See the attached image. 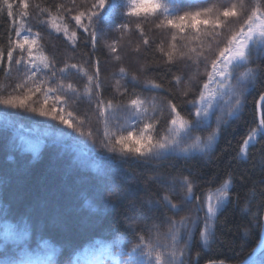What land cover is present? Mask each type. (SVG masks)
<instances>
[{"label":"trees","instance_id":"obj_1","mask_svg":"<svg viewBox=\"0 0 264 264\" xmlns=\"http://www.w3.org/2000/svg\"><path fill=\"white\" fill-rule=\"evenodd\" d=\"M114 2L117 6L108 13L111 19L97 21L98 38L93 49L90 38L86 39L79 30V38L73 46L62 31L58 33L49 26L48 13L41 12L42 8H47L55 15L56 6L63 5L64 8H71L74 14L76 6L80 9L86 6L85 0H76V6H73L72 0H27L29 15L23 20L19 16L22 10L13 0L16 23L25 22L33 34L39 33V43L57 69L63 67L65 62L76 63L93 74V63L98 61L101 95L105 100L111 98L115 102L126 99V96L117 95L114 90L116 80L120 79L121 92H135L149 100V116L153 115L151 98L155 97L157 104H166L168 99H173L181 114L194 121L195 109L187 101L195 98L201 83L206 79L204 61L197 67L191 60L181 59L177 55L174 63H167V57L158 50V46L163 43L167 50L172 30L155 28L159 17L140 20L125 17V0ZM161 2L177 14H182L212 5L228 6L234 0ZM244 3L249 8L252 6V0H244ZM125 20L130 21V30H117L116 26ZM65 22L69 23L70 29L75 28V21L71 20L70 14L65 13ZM136 23L142 25L144 35L149 40L148 45L143 44V37L135 28ZM9 36L15 39L13 21L5 10L0 13V49L5 51V65ZM114 41L117 52L111 53L107 45ZM14 55H20L19 49ZM115 55H119L120 59H114ZM120 67H124L128 73L123 79L119 74ZM248 67L259 71L255 86L245 92L246 102L239 118L227 117V97L218 98L210 115L202 118L204 126L193 127L190 137H185L178 147H173L160 158L122 155L109 152L104 147L101 143L104 124L96 110L95 92L92 100L84 95L87 78L76 70L66 75L57 73V77L49 83L54 87L63 80L65 84L73 83L80 90L79 98L69 97L68 110L84 118V131L90 130L91 138L81 136L57 121L0 106V241L3 239L5 214L8 223L18 231L25 226L28 228L25 241L19 245H8L11 250L9 254L18 259L19 248H23V258L31 264H82L81 256L93 254L99 245L127 253L137 243V234L147 235L149 230L163 234L168 230L165 217L173 216V212L163 205L149 212V199H160L175 182L172 198L174 202L180 201L184 193L180 190L178 180L187 176L194 184L196 196L203 200L206 191L215 189L230 170L235 182L231 194L233 198L238 194L239 202L228 204L218 213L214 236L209 238L207 245L200 240L199 231L196 230L195 239L183 258L186 264H197V261L198 264H207L221 260L236 264L246 258L260 236L261 227L254 225L262 219L264 206V138L258 137L259 143L249 148L247 160L237 158V154L249 128L253 126L251 121L256 101L260 92L264 91V51L254 50ZM243 70L236 69V74ZM25 74L23 64L17 66L13 63L8 74L0 67L3 94L12 92L16 84L24 80ZM133 75L136 76L135 81ZM178 75L183 78L179 87L173 80ZM192 76L197 79L190 81ZM149 79L161 83L163 88L156 90L146 87L145 81ZM186 86L190 89L187 97L182 95ZM154 115L160 122L153 134L159 138L166 128L168 111L164 108L162 113L158 108ZM218 116L221 117L220 132L211 150L200 152L189 148L188 153L181 152L182 148L192 144L196 136L204 138L217 129ZM109 126L117 130L122 128L124 134L133 131L135 136L136 131L143 126V121L129 126L127 113L116 111L109 117ZM29 143H40L39 152L34 154L28 150ZM19 183H22V188ZM57 186L61 192L55 191ZM20 188V198L14 199V191ZM250 189H254L255 193L251 197ZM49 191L56 192L57 197L48 194ZM194 204L195 197L192 203L185 205V211L175 214L176 217L185 215ZM48 210L60 215L65 212L70 223L64 228L48 224L44 216L40 215V212ZM198 215L202 227L203 213ZM184 239L180 240L178 247L184 245ZM161 242H165L163 235ZM3 252V248H0V260L4 259ZM248 264H264V249Z\"/></svg>","mask_w":264,"mask_h":264},{"label":"snow or ice","instance_id":"obj_2","mask_svg":"<svg viewBox=\"0 0 264 264\" xmlns=\"http://www.w3.org/2000/svg\"><path fill=\"white\" fill-rule=\"evenodd\" d=\"M85 2L86 6L80 9L76 6V0H72L73 6L77 9L74 14L71 8H64L63 5L56 6L55 15L51 9L47 8H42L41 12L48 13L49 26L58 33L62 31L73 46L79 38V30L86 39L90 38L91 45L95 49L98 38L97 21L111 19L108 15L109 10L115 9L117 5L114 0H85ZM16 4L22 10L19 16L23 20L29 15L27 0H16ZM125 4L127 8L124 13L125 17L136 20L159 17L155 28L172 30L167 50L163 43L158 46V50L167 57V63H174L177 55L181 59L191 60L197 67L201 61H204L206 79L201 83L195 98L187 101L195 109L194 121H190L181 114L173 99H168L166 104H157L156 98H151L153 115L149 116L147 106L149 100L135 92L127 93L126 90L121 92L120 79L116 80L114 90L117 95L126 96V99L115 102L111 98L105 100L101 95L98 61L93 63L95 68L93 74H90L84 66L76 63L65 62L63 67L57 69L53 60L45 54L41 47L39 33L33 34L30 26H27L25 22L16 23L13 0H0V13L6 10L7 16L13 21L15 32V39L9 36L6 65L4 64L5 51L0 49V67L8 74L13 63L17 66L23 64L26 74L24 80L16 84L15 89L7 95L3 94L4 86L0 84V106L57 121L79 135L91 138L92 132L84 131V118L68 110L69 97L79 98L80 90L73 83L65 84L63 80H60L54 87L49 83L57 77V73L66 75L71 70H76L87 78L84 84V95L92 100L93 92H95L96 110L104 124L101 143L109 152H119L122 155L132 154L142 158L153 156L160 158L173 147H178L185 137H190L193 127L204 126L202 118L210 115V110L215 108V101L218 98L227 97L226 115L229 118L238 119L246 102L245 92L255 86L259 71L257 68L248 67L250 57L254 50L264 51V0H252L250 8L246 6L244 0H234L228 6L212 5L195 11H184L182 14L171 10L161 0H125ZM65 13L71 15V20L75 21V28L70 29L69 23L65 22ZM135 28L143 37V44L148 45L149 40L144 35L142 25L136 23ZM116 29L123 32L130 30V21L125 20L118 24ZM225 33L228 34L225 35ZM107 47L111 53L117 52L115 41ZM17 49L20 51L19 56L14 55ZM114 59L119 60V55H115ZM240 68L244 70L236 74V69ZM119 74L123 79L128 73L124 67H120ZM132 79L135 81L136 76L133 75ZM196 79V76L190 77V81ZM173 80L179 87L183 78L178 75L174 76ZM145 86L156 90L163 88L161 83L151 79L145 81ZM189 90L186 86L182 95L187 97ZM158 108L162 113L166 108L169 116L166 128L159 138L153 134L160 122L159 118L154 115ZM116 111L127 113L129 126L143 121V126L136 131L135 136L133 131H127V134H124L122 128L117 130L109 126V117ZM220 122L221 117L218 116L217 129L209 133L207 137L196 136L192 144L182 148L181 152L188 153L189 148L200 152L211 150L220 132ZM251 123L253 126L249 128L237 154V158L243 160L248 159L249 148L259 143L258 137L264 138V91L260 92L259 99L256 101L255 114ZM40 148V143L28 144V150L34 154L38 153ZM178 183L181 192L184 193L180 201L174 202L172 198L175 193V182L160 196V199L147 201L149 212L158 209L161 205L173 212V216L165 217L169 225L167 232L161 234L158 231L149 230L147 235L137 234V243L127 252L120 264H186L183 258L184 253L195 239L196 230L199 231L200 240L207 245L209 238L214 236V224L219 218L218 213L228 204L239 202L238 194L235 198L231 194L235 182L230 170L215 189L209 188L206 191L203 200L196 196L194 184L187 176L180 178ZM254 194V189H250L249 197ZM194 197L193 208L177 218L175 214L185 211V205L192 203ZM246 208L247 204H245V210ZM201 212L203 213L202 227L200 226L201 217L198 215ZM254 226L264 227V221L257 220ZM153 227L155 228L156 225ZM161 235L165 238L164 243L161 242ZM27 237V226L18 231L14 225L8 223L7 214H5L3 239L0 241V248L4 250V259L0 260V264H31L23 258L25 255L23 248H19L20 258L18 259L9 254L11 250L8 245L10 243L19 245ZM181 239H184V245L178 247ZM209 264H224V261H210Z\"/></svg>","mask_w":264,"mask_h":264},{"label":"rangeland","instance_id":"obj_3","mask_svg":"<svg viewBox=\"0 0 264 264\" xmlns=\"http://www.w3.org/2000/svg\"><path fill=\"white\" fill-rule=\"evenodd\" d=\"M19 186H21L22 188L23 187L22 183H19ZM21 188L14 191L15 192L13 193L14 199L20 198ZM57 190L61 192V188L58 187L56 188L55 191ZM48 194H55V196L57 197L56 195L57 193L54 191H51ZM40 215L44 216V219L48 224L57 225L62 228H64L66 225L70 223V219L65 216V212L63 213V215H60L58 213H54L53 211L48 210L47 212H42V213L40 212ZM126 254L127 253H124L121 250L114 251L106 245H99L93 254L87 253L82 255L81 261L82 264H120V261L126 257Z\"/></svg>","mask_w":264,"mask_h":264},{"label":"water","instance_id":"obj_4","mask_svg":"<svg viewBox=\"0 0 264 264\" xmlns=\"http://www.w3.org/2000/svg\"><path fill=\"white\" fill-rule=\"evenodd\" d=\"M261 221H264V206H263V210H262V219H261ZM263 249H264V227H261L259 240H258L257 244L255 245V247L252 249V251L250 252V254L244 260H242L241 262L236 263V264H248L258 254H260V252ZM207 264H209V263H207ZM224 264H230V263H225L224 262Z\"/></svg>","mask_w":264,"mask_h":264}]
</instances>
